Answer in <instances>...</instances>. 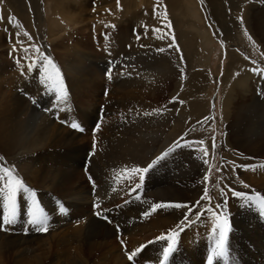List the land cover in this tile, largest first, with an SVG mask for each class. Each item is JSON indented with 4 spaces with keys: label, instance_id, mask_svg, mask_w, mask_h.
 Returning a JSON list of instances; mask_svg holds the SVG:
<instances>
[{
    "label": "bare ground",
    "instance_id": "6f19581e",
    "mask_svg": "<svg viewBox=\"0 0 264 264\" xmlns=\"http://www.w3.org/2000/svg\"><path fill=\"white\" fill-rule=\"evenodd\" d=\"M44 1L0 0V6L3 7L5 13L2 20L6 21L10 16L15 17V20H12L14 24L9 26L15 28L22 21L30 18V11L32 10L35 19L43 21L40 9L44 7L46 3ZM97 1L101 10L99 13L103 10L114 13L121 11L118 8L117 0ZM250 1L252 0H202L201 2L192 0L191 5L204 4L206 7L205 12L209 10L210 13L208 20L217 23L227 31L230 28L239 32L238 30L242 27L239 17H242L246 23L244 26L251 28L261 26L262 31L257 30L256 32H260L264 38V0H261V5L251 4ZM89 2V0H71V2L69 0H49L51 12L49 18L46 19V26L49 30H56V33H59V28L64 23L62 21L68 22L67 24L81 23L83 15L79 13L77 16L76 12L71 11L73 10L71 6H77L79 3V10L81 11ZM164 2L165 4H163ZM183 2L182 0H119V5L124 7L123 13L120 14V21H125L126 25L131 20L136 23L144 18L158 21V19H163L166 10L167 20L163 19V21H170L171 25L176 24L177 27L181 21L184 22L186 12L190 13V10H192L186 8L187 5ZM156 3L163 4V7L159 10H153L152 6ZM125 12L128 14L127 17H123ZM130 13H132L131 17H129ZM115 16L119 18V14L116 13ZM206 16L208 17V15ZM4 26L5 24L2 21L1 27ZM124 30H122L121 37L127 39L130 34L126 32L123 34ZM1 35L0 32V43H3ZM188 38L191 42L192 38L189 36ZM56 48L66 50L61 52L63 53L64 64H71L79 57V60L74 62L75 64H71L72 68L67 70L68 74L74 77L79 74L81 57L90 59L91 56L90 53H85L79 47V44L74 46L75 56L71 57H68V46L65 41L59 43ZM157 49L156 47L147 46L144 52H140L141 58L139 61L144 63L141 72L144 74V78L153 80V78L159 76L163 81L177 79L180 71L179 69L175 70V62L173 59H169L167 52H157ZM148 52H152V54L149 55ZM154 56L155 59L152 63L146 61L152 60ZM230 61L233 65L234 62L240 60L236 59L232 53ZM231 65L229 64V67ZM83 67L85 66L83 65ZM10 75V73H3L0 77H5V82L9 80L11 83L16 84L14 79L10 78ZM131 77L133 78V75ZM251 77L252 75L249 77L246 73H243L238 78V84L236 83L235 90L238 95L250 94L251 92V98H249L251 101L247 103L249 105L242 108L241 113L234 108L239 115L236 116L231 111L233 107L228 106V100L224 103L223 114L227 115L226 119L231 121V125L227 128L229 133L226 134L227 136L224 138L222 145L226 151L235 155L237 160L234 161L233 167L225 166L223 168L226 180H230L225 182L228 189L220 200H216L210 206H205V202L201 199L206 185L199 183L197 177H203L207 173V166L205 163L203 165L202 161L204 160L202 158L200 162L195 163V166L189 164L188 168H171L166 166V160L161 161L162 163L165 162V167L159 169L153 167L149 172L144 173L142 188L137 189L135 192H130V189L134 187L135 183L140 182L137 175L130 171H123L125 169L124 165L118 166L116 167L119 168L116 171L118 183L114 184L116 191H113L112 197H110L112 199L109 203L110 215H108V220L103 217L101 219L93 218L94 216L90 217L85 210L86 214L83 213L84 215H82L80 213V218L74 223L63 220L54 232L45 235L25 233L19 234L9 241V238L0 234V264H156L160 252L167 243L166 241H158L156 238L167 235L169 230L175 228L184 218L187 209L162 208L152 212L148 217H144L142 214L145 211H150V207L154 203H185L191 206L196 201H200L201 205L204 206L198 209L202 214L199 219L196 218L195 214L190 215L189 219L192 223L186 226L177 238L178 250L170 257L169 264H207L210 249L213 247L215 238L218 235V233L212 231L216 220L211 213L207 212L208 207H212L214 211L220 212L222 215H227L231 229L228 235L230 259L227 262L223 259L214 260V264H237V262L238 264H264V215L254 206L242 207L241 199L232 195L233 190L244 191L249 195L253 192L264 195V167H261V165H264V104L255 96L253 89L251 90L250 83L253 82ZM197 78L198 75H191V79L187 82L191 85L188 86L189 96L196 95L197 90L202 85V82L197 81ZM135 81L134 77L127 85L134 88L133 83ZM145 82L146 80L143 79V85L136 84V87H144L147 84ZM193 88L195 89L193 90ZM177 91L178 88H176ZM190 104H192L191 108L194 114L198 117L204 115L203 103L197 95L196 100ZM4 105L0 104V110L4 113V116L0 117V152L4 151L11 156L12 158L9 161L14 163L17 171L24 173L31 182L42 180L41 183L44 188V183H47V190H57L77 169L78 156L75 158L77 149L74 148L73 144L78 135L66 132L61 125L48 118L49 115L35 111L30 106L14 104L13 107L9 108ZM158 106V109H160L159 114L154 111L158 110L155 108V104H149L148 109L143 113L140 112V114H143L142 118L137 119V124L131 127V131L127 129L123 131L124 133L121 136L115 138L111 144L112 151L105 155L102 154L101 162L112 161L125 164L128 169L133 166L147 167L152 160L161 155L169 146H172L174 144L172 141L180 133L185 121L179 118L174 119L167 112L170 109L168 105L167 107L166 105ZM95 107H87V111L88 108L95 109ZM149 108L153 109L149 110ZM145 112L152 114L145 116ZM232 112L236 116L235 118L231 115ZM33 118H35V122L32 123L30 120ZM209 119H211L210 116ZM200 136L201 139L206 140V135ZM161 138H164V140L159 143ZM56 147L64 149H62L63 151L61 149L56 150ZM234 148L246 149L249 154L240 155L241 157L238 158L237 153L230 150ZM48 152H51V155ZM175 153L176 150L171 154ZM255 154L256 156H263L262 158H254ZM228 156L231 159L233 158V156ZM228 156L226 160L229 159ZM71 157L72 162H69ZM190 157L192 159V156ZM194 158L198 159L197 156H194ZM240 165H255V167L245 168L240 167ZM165 171H171V179L166 178ZM116 177L117 175L113 177L114 182ZM124 177H132V180L126 179L124 183H121ZM245 185L248 187H245ZM137 195H139V199H137ZM73 198L71 200L73 204L79 202V206L83 205V207L88 204L89 198H86L82 192H79V197L73 196ZM217 204L226 205V208L216 209L215 205ZM77 221H79V224ZM148 241H154V243L148 244ZM141 244L146 245V247L137 257L129 261L126 249L132 251Z\"/></svg>",
    "mask_w": 264,
    "mask_h": 264
},
{
    "label": "rangeland",
    "instance_id": "374dc122",
    "mask_svg": "<svg viewBox=\"0 0 264 264\" xmlns=\"http://www.w3.org/2000/svg\"><path fill=\"white\" fill-rule=\"evenodd\" d=\"M89 1L88 5H85L81 11L79 10V3L77 6H71L73 9L71 11L76 12L77 16L79 13L83 15L82 22L67 24L68 22L62 21L64 23L59 28V33H56V30H49L46 26V19L49 18L51 12L49 0H45L44 7L40 9L43 21H37L32 10L30 11V18L22 21L15 28L9 27L14 24L9 18L6 21L0 20L1 40L4 41L0 43V75L10 73V78L14 79L16 83L13 84L9 80L5 82V77H0V104H5L4 106L9 108L13 107L14 104H25L24 106H30L35 111L49 115L48 118L61 125L66 132L78 135L73 145L77 149L75 158L78 156L79 167H76L77 169L57 190H47V183H44L45 189L41 183L42 180L31 182L24 173L18 172L26 185L36 192V200L39 206L50 217V227L46 233H37L33 226L25 223L28 218L27 212L32 205V199L30 196L21 193L18 195V223L11 226L8 231H0V234L10 239L9 241L19 234L45 235L54 232L61 221L74 223L80 218V213L84 215L85 210L90 217L94 216L93 218L96 219H101L105 215L108 217L110 215L109 203L112 199L110 198L112 197V189L114 184L118 183L116 171L119 168L116 167L123 165L127 167V165L112 161L101 162V156L112 151L111 144L116 137L124 133L123 131L127 129L131 131V127L137 124V119L142 118L143 114H140V112L143 113L148 109L149 104H155L156 109H158V105H166V107L168 105L170 109L167 112L174 119H184L185 123L181 127L180 133L172 141H179L181 147L176 149L175 154H170L168 158H165L164 160L167 162L164 163L171 168H188L189 164L195 166V163L200 162L201 158L207 160V173L211 167L210 180L205 182L204 175L203 177H197V181L205 184L208 188L211 203L207 200L202 201L205 202V206H210L216 200L222 198L221 189L224 193L227 192L228 185L225 182L230 179L226 180L223 168L225 166L233 167L234 161L237 160L236 156L226 151L222 145L224 138L227 136L226 134L229 133L227 128L231 125V121L226 119L227 115L223 114L224 103L228 100V106L233 107L231 111L237 116L238 112L234 108L241 113L242 108L249 105L247 103L251 101L249 99L251 98V92L250 94L238 95L235 90L241 74L246 73L249 77L252 75L251 90L253 89L255 96L264 104V74L252 71L255 67L264 69V55H262L264 54V38L260 32H256L257 30L262 31L261 26H258V28L256 26L247 27L244 26L246 23L243 21L241 23L242 27L238 30L239 32L230 28L227 31L217 23L208 20L210 13L209 10L205 12L206 7L204 4L191 5L192 0H182L187 5L186 8L192 10H190V13L186 12L184 22L179 21L180 24L177 27L176 24L171 25L170 28L165 27L167 22H164L162 18L158 21L144 18L136 23L131 20L126 25L125 21H120V14L124 10L123 6L119 5L118 8L121 11L115 13L109 12V10H103L99 13L101 10L98 1ZM188 2H190L189 5ZM249 3L261 5L262 2L261 0H252ZM163 4L156 3L152 6V9L159 10L163 7ZM157 5H159L158 8ZM116 13L119 14V18L115 16ZM125 14L126 12L123 17H127L128 14ZM4 15L3 7L0 6V17H4ZM131 16L132 13L129 17ZM2 21L5 24L4 27H1ZM151 24L156 26H151ZM156 28L161 29V31H154ZM123 29H125L123 34L125 32L130 34L127 39L121 37ZM25 32L31 36V39L24 35ZM173 35L175 36L174 42L171 39ZM161 36L165 38L160 39ZM188 36L192 38L191 42ZM62 41H65L68 46V57L75 56L73 50L76 44H79V47L85 53L91 55L90 59L81 57L80 71L76 77L69 75L67 70L72 68L71 64H75L74 62L78 61L79 57L71 64H64L63 53L61 52L66 50L56 48ZM170 43L178 45V49L175 46L169 48ZM33 45L40 48V53L33 50ZM147 46L166 49L165 52L168 53L169 59H173L176 64L175 70L179 69L180 71L177 79L163 81L162 78L157 76L158 81L157 77L153 80L144 78V74L141 73L144 63L140 62L139 59L141 58L140 52H144ZM69 50L72 52L70 53ZM232 53L236 59L240 60L234 62L233 65L230 61ZM40 54L50 56L61 69L68 99L66 102L60 103L59 106H57L55 94L48 91V87L44 83L43 67L38 60ZM148 54L151 55L152 52H148ZM181 56L183 59H181ZM154 59L155 56L152 60L146 61L152 63ZM253 60L257 62L255 65L252 63ZM33 61H36V67L30 69L28 65ZM243 63L245 64L242 66ZM229 64L231 67H229ZM83 65L85 67L82 68ZM109 71L112 72L111 78L106 75ZM132 75L136 80L133 83L134 88L127 85L133 79ZM191 75H198L197 81L202 82L196 92L198 99L204 106L202 117L194 114L191 108L192 104L190 103L196 100V95L189 96L188 86L191 85L187 82L191 79ZM143 79L146 80L145 83L147 84L142 88L136 87V84L143 85ZM176 88H178L177 92ZM174 97L177 98L175 102H173ZM33 99H36L38 103L34 104ZM179 101H184V103L181 104ZM94 106H96L95 109L88 108L87 111V107ZM47 108H50L51 111H44ZM152 109L149 108V110ZM233 112L231 113L232 116H234ZM156 114H159L158 111H156ZM3 116L4 113L0 110V117ZM209 116L211 119H209ZM205 117H208V119L205 120ZM30 121L35 122V118ZM74 122L79 123L84 130L80 131L72 128L71 124ZM97 125H99V131H96ZM200 135H206V145L195 143V141L201 140ZM213 136H215L217 145L215 150L211 147ZM163 140L164 138H161L159 143H162ZM186 143L191 144V146H184ZM205 146H208L207 156H204L203 152L200 151V148ZM55 149L60 150L61 148L56 147ZM62 149L61 151H63ZM230 150L237 153L238 158L241 157L240 155L249 154L246 149L234 148ZM48 153L51 155V152ZM66 155L68 154L66 153ZM228 155L233 156V160ZM190 156H192V159ZM194 156H197L198 159H195ZM227 156L229 159L226 160ZM262 156H256L255 154L254 158H262ZM0 157H3L2 163L4 166H15L14 163L9 161L12 157L4 151L0 152ZM72 157L74 156L72 155ZM72 157L69 162H72ZM202 162L204 165V161ZM164 163L160 162L154 168L165 167ZM218 168L221 170L217 171ZM164 173H166V178L171 179V171H165ZM115 175L117 177L114 182L113 177ZM221 176L224 177L223 180L220 179ZM39 178L42 179L40 176ZM125 180L124 177L121 183H124ZM78 191L82 192L89 200H93H88L85 207L83 205L79 206V202L73 204L71 200L74 199L73 196L79 197ZM96 204H99L100 207L96 208ZM61 205L66 211H61ZM5 211L3 200L0 198V218H2ZM98 211L102 213L101 216L95 214ZM77 223L79 224V221Z\"/></svg>",
    "mask_w": 264,
    "mask_h": 264
},
{
    "label": "snow or ice",
    "instance_id": "6c2138e0",
    "mask_svg": "<svg viewBox=\"0 0 264 264\" xmlns=\"http://www.w3.org/2000/svg\"><path fill=\"white\" fill-rule=\"evenodd\" d=\"M117 5L119 7V0H117ZM157 8L159 5L156 6ZM2 19V17H0ZM10 21L15 20V17L10 16ZM164 20H167V13L165 10V14L163 16ZM241 22H243V18L239 17ZM18 23V21H17ZM114 27V26H113ZM165 27L170 28L171 22L168 21ZM154 31L159 32L161 29L156 28ZM247 34V33H246ZM25 36H28L29 39H31V36L25 32ZM164 36H161L160 39H164ZM172 41H175V36L173 35L171 37ZM249 39L251 40V37L249 36ZM176 47L178 49V45H174L173 43H170L168 45L169 48ZM33 50L36 53H40V48L36 47L35 45L32 46ZM27 51V49H25ZM158 52H165V48H159L157 49ZM264 55V54H262ZM181 59L183 57L181 56ZM38 60L43 67V79L45 85L48 87V91L55 94V99L57 101V106H59L60 103H64L68 99V92L65 86L64 78L61 73L60 67L57 66V64L52 60V58L48 55L40 54L38 57ZM252 63L255 65L257 62L255 60L252 61ZM28 67L34 68L36 67V61H33L28 65ZM125 67H127L125 65ZM254 72H258L261 74H264V69H260L258 67H255L252 69ZM106 75L111 78L112 72L109 71L106 73ZM177 98H173V102L176 101ZM34 104L38 103L36 99H33L32 101ZM179 103L183 104L184 101H179ZM44 111H51L50 108L44 109ZM159 111V110H154ZM152 113L145 112L144 115L148 116ZM208 117H205V120H207ZM214 119V118H213ZM71 127L74 129H79L80 131H83L84 129L80 127L79 123H72ZM96 131H99V125H97ZM195 143L199 145H205V141L203 139L199 141H195ZM184 146H191V144H185ZM95 147V143H94ZM181 147V144L179 141L174 142L172 146H169L164 152L161 153V155L157 156L154 160L151 161L150 164L147 165V167H136L133 166L131 169H128L125 167L123 171L127 172L130 171L132 173H135L139 179V183H135L134 187L130 189V192H135L137 189L142 188L143 181H144V173L149 172L150 169H152L154 166H156L158 163L163 161L165 158L169 156L172 152H174L177 148ZM212 149L215 150L217 145L215 142V136L212 137ZM200 151L203 152L204 156L208 155L207 147L200 148ZM3 157H0V198L3 200V206L6 210L0 218V231H8L10 230L11 226L18 223V217H19V210H18V195L23 193L25 195L30 196L32 199V205L29 208L27 212V219L25 220V223L33 226L34 230L36 232H43L46 233L49 231L50 227V217L49 215L39 206L37 200H36V192L29 188L25 181L20 177L18 171L16 170L15 166H4L2 163ZM204 163L207 164L208 161L204 160ZM223 167V166H221ZM240 167L245 168H254L255 165H240ZM261 167H264V165H261ZM221 169H217V171H220ZM210 173H211V167L209 168L208 173L204 176V181L208 182L210 180ZM91 179V177H90ZM125 179H128L129 181L132 180V177H125ZM221 180L224 179L223 176L220 177ZM95 187V185H94ZM245 187H248L245 185ZM113 191H116L115 188L112 189ZM221 194L225 195L223 189H221ZM232 195L240 198L242 201L241 206L242 207H256L259 212L264 215V195H261L258 192H253V194L249 195L245 193L244 191H232ZM137 199H139V195H137ZM202 200H207L209 203H211V197L209 196L208 188L205 187L204 194L201 197ZM127 203V201H126ZM96 208H99L100 205L96 204ZM204 207L201 205L200 201H196L195 204L189 205L185 203H154L150 207V211H145L142 215L144 217H148L151 215L152 212H155L158 209L162 208H177V209H187V212L184 216V218L176 225L175 228L169 230L167 235H161L156 238L158 241H166V246L162 249V251L159 254V257L157 259L156 264H169L170 257L175 253L178 248V240L180 233L185 230V227L190 225L192 221L189 219L190 215L195 214L196 218L199 219L200 213L198 209ZM216 209L226 208V205L217 204L215 205ZM61 211H66V209H63V206L61 205ZM207 212L211 213V215L215 218L216 223L212 228L213 233H218V235L215 238L214 245L210 249V254L207 258V264H214V260L223 259L225 262H227L230 259L229 256V247H228V235L230 232V224L227 215H222L220 212L214 211L212 207L207 208ZM97 216H101V212L95 213ZM105 220L108 219V217L105 215L103 216ZM119 227V226H117ZM27 231V229H25ZM148 244H153L154 241H148ZM146 247V245L141 244L139 247L132 251H127V258L129 261H132L134 257H137V255ZM238 264V262H237Z\"/></svg>",
    "mask_w": 264,
    "mask_h": 264
}]
</instances>
